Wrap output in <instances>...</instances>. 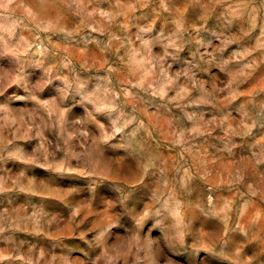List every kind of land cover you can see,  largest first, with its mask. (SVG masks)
I'll return each instance as SVG.
<instances>
[{
  "label": "rangeland",
  "instance_id": "1",
  "mask_svg": "<svg viewBox=\"0 0 264 264\" xmlns=\"http://www.w3.org/2000/svg\"><path fill=\"white\" fill-rule=\"evenodd\" d=\"M0 264H264V0H0Z\"/></svg>",
  "mask_w": 264,
  "mask_h": 264
}]
</instances>
